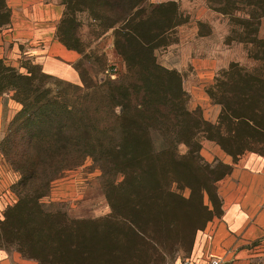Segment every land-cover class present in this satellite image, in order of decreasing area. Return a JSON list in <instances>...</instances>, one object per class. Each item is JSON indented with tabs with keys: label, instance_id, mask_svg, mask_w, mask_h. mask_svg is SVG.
<instances>
[{
	"label": "rangeland",
	"instance_id": "obj_1",
	"mask_svg": "<svg viewBox=\"0 0 264 264\" xmlns=\"http://www.w3.org/2000/svg\"><path fill=\"white\" fill-rule=\"evenodd\" d=\"M168 2H175L178 5L181 17L177 18V21L180 22V26L171 35L155 42L157 44L155 56L162 67L176 71L182 76L183 88L189 98L188 108L191 111L200 110L206 121L216 124L219 118H223L218 104V98L223 95L222 89L223 93L229 97L234 89H238L237 94L242 97L244 104L239 112H232L227 118L225 117L227 136L224 138L219 136L217 130L209 127H202L198 131L188 130L179 136L182 139H191L190 149L181 146L182 153L198 149L196 162L200 167L199 170L187 171L189 162L174 167L161 162L156 164L153 162L155 158L148 159L147 163L140 167L156 169V172L147 175L149 176L147 181L152 186L150 189H137L138 191L135 189L134 191L138 192L137 195L135 194L136 209L132 208L133 205L125 208L121 205V211L130 221H133L137 228L139 227L140 231L148 234V238L157 239V249L161 248L165 251L175 249L179 245L185 246L187 244L185 241H188L193 228L202 230L213 217L221 216L222 202L217 190L220 182L230 174L233 165L238 164V161L248 153L264 155V129L262 128L264 123V18L261 19L260 25L257 22L258 16L264 15V3L257 7L249 3L229 4L218 0H148L146 8ZM83 5L90 6L86 2ZM81 7L73 3L69 7L67 16L77 26V35L70 41L72 43L75 41L82 51L79 67L77 68L78 64L76 66L81 82L73 85L84 86L82 79H85L90 86L97 83L105 85L109 81L124 79L127 74L126 63L114 47L116 41H123L122 34L118 36L117 33L116 37L119 38H116L115 33L119 30L109 29L104 22L98 18L96 20V13ZM65 11L67 12L66 6ZM165 24H168V20L161 19L154 21V25L150 28L156 29ZM153 33L148 36V40L155 38ZM131 44L128 48L133 49L134 43ZM38 67L31 65L27 69L31 70L32 78L35 80L32 95L40 98L47 91H52L54 96L59 95L65 98L75 93L72 83L45 76ZM239 71L241 75L236 74ZM112 75L113 78H111ZM5 85L2 81L0 91ZM9 89L6 87L2 95H11L14 107L18 110L10 122L11 125L23 107ZM249 91L253 92L255 97L258 94V99L254 97L248 101V95L251 96ZM252 109L257 114H252ZM249 119L253 120L251 124ZM10 125L0 145V218H4L7 209L18 201L15 191L20 176L5 157L4 150L7 149V145L4 143L10 134L16 131L21 132L22 126L17 123L11 128ZM166 126L170 129L173 123H168ZM21 135L18 133L19 137ZM154 140L157 146L164 145L166 141L161 137H155ZM167 159L164 158L165 161ZM118 167L129 169L133 166L119 164ZM134 167L139 169L138 165ZM138 174L129 172L126 178L127 183L137 180L135 178ZM115 177L120 181L123 180L117 174ZM111 178L110 180L103 178L98 166L88 158L82 166L63 172L52 182L47 196L41 201L47 213L67 212L71 218L75 219L103 217L109 213L106 193L110 191L106 190L104 185L106 180L111 184ZM156 185L160 187H158L160 190L156 191L153 188ZM27 213V211L15 212L13 216H16L20 226L21 223L23 224V237L30 239L31 221ZM168 220L170 223L167 225L165 222ZM57 221L59 224L63 223V220ZM191 224L192 229L189 228ZM73 226L75 231L83 233L81 238L85 241L82 243L75 241V245L78 244L77 253H72L68 248L64 258L60 253L56 254L55 263L95 264L93 257H85L89 254L86 250L93 248L88 247L84 237L85 234H93L95 227L85 225V222H79ZM18 228L8 226L6 229L7 240L11 241L7 243L6 248L12 255L15 249L16 253L20 251L17 248L21 243L16 236L20 233ZM69 229L68 227L67 230ZM150 239L152 238L148 241ZM178 240H181L182 244H178ZM29 245H23V252L26 250L27 255H31ZM187 258L189 255L181 252L174 264Z\"/></svg>",
	"mask_w": 264,
	"mask_h": 264
},
{
	"label": "trees",
	"instance_id": "obj_2",
	"mask_svg": "<svg viewBox=\"0 0 264 264\" xmlns=\"http://www.w3.org/2000/svg\"><path fill=\"white\" fill-rule=\"evenodd\" d=\"M61 1L67 9L59 30L61 40L70 49L82 54L77 43L70 41L77 35V26L67 18L69 7L74 3L96 13V20L98 18L111 30H119L120 33L116 32L115 37L117 33L118 36L122 34L123 41H116L114 47L126 63L127 74L124 79L109 81L105 85L97 83L90 86L82 79L84 86L71 84L75 91L71 97L54 96L52 91H47L43 97L38 98L32 95L35 80L31 70L24 75L0 61V84L2 81L6 84L0 96L6 87L10 88L9 91L13 92L23 107L10 125L13 128L20 123L21 132L10 134L4 143L7 145L5 157L19 173L20 180L15 191L18 201L5 212V222L1 224V229L19 227L20 233L16 236L21 243L17 248L22 254L25 252L23 256L34 258L39 264H58L54 257L60 253L64 258L68 248L72 253L78 252L75 241L78 243L77 235L82 232L75 231L73 225L79 221H72L67 212L47 213L41 201L47 196L51 183L63 172L72 171L82 166L86 159H92L103 178L110 180L112 177L111 184L106 180L104 185L106 190H110L108 196L124 199L119 201L125 207L133 205L132 208L136 209L135 194L138 192L134 190L150 189L152 185L147 181V175L156 172V169L151 170L147 166L140 168L148 159L155 158L154 163L161 162L170 167L189 162L187 171L199 170L196 162L198 149L182 153L181 146L190 149L191 139L179 136L188 130L198 131L202 127H209L217 130L219 136L224 138L227 136L225 117L232 112H239L244 104L242 97L237 94L238 89H234L231 97L223 93L222 89L223 95L218 98V104L224 119L219 118L216 124L206 121L200 110L191 111L188 108L189 98L183 88L182 76L162 67L155 56V42L171 35L180 26L177 18L181 15L175 2L146 8L148 0ZM84 1L90 6L83 5ZM218 1L240 5L249 3L257 7L264 3V0ZM263 18L264 15L258 16V25ZM9 19L10 11L6 2L0 0V31L9 24ZM161 19L168 20V24L156 29L150 28L154 21ZM152 33L155 38L150 41L148 36ZM132 42L134 48H128ZM236 74L241 75V71ZM249 94L251 96L248 95V101L255 97L253 92L249 91ZM255 98L258 99V94ZM252 114L257 113L252 109ZM248 121L250 124L253 122L252 119ZM168 123H173L172 128L167 129ZM18 133L22 135L19 137ZM155 137L166 140L164 145L157 146ZM164 158L168 159L165 161ZM119 164H130L133 167L120 169ZM134 165H138L139 169ZM129 172L139 173L133 183L126 181ZM115 174L123 180L120 181ZM158 187L156 185L153 188L157 191L160 190ZM21 211H27L30 215V239L23 237V224L20 226L16 216H13V213ZM58 219L63 220V223L59 224ZM124 220L127 222L126 218ZM128 222L130 228H135L130 219ZM23 245L31 246V255L28 256L26 250L23 252Z\"/></svg>",
	"mask_w": 264,
	"mask_h": 264
},
{
	"label": "crops",
	"instance_id": "obj_3",
	"mask_svg": "<svg viewBox=\"0 0 264 264\" xmlns=\"http://www.w3.org/2000/svg\"><path fill=\"white\" fill-rule=\"evenodd\" d=\"M60 1L5 0L10 19L0 31V61L6 67L26 75L28 66L36 65L45 75L72 84L81 82L76 65L82 56L60 38L59 29L66 12ZM17 111L11 95L0 96V145ZM238 162L217 190L222 202L221 216L213 217L202 230L193 228L184 247L157 249V239L149 237L152 239L148 241V234L135 224V228H130L127 215L121 211V205L123 208L125 205L106 193L107 215L94 219L69 216L72 221L95 226L93 234L84 235L88 247L93 248L86 250L89 254L85 257H93L95 264H174L178 254L185 252L189 255L187 259L264 264V155L248 153ZM169 220L165 222L167 225ZM4 222L5 217L0 218V264H39L34 258L24 257L21 251L16 253V249L13 255L8 252L6 230L1 229ZM82 234L77 235L81 243L85 241ZM177 242L182 244L181 240Z\"/></svg>",
	"mask_w": 264,
	"mask_h": 264
},
{
	"label": "built area",
	"instance_id": "obj_4",
	"mask_svg": "<svg viewBox=\"0 0 264 264\" xmlns=\"http://www.w3.org/2000/svg\"><path fill=\"white\" fill-rule=\"evenodd\" d=\"M181 264H222V262L217 258H210L208 260L187 259L184 260Z\"/></svg>",
	"mask_w": 264,
	"mask_h": 264
}]
</instances>
